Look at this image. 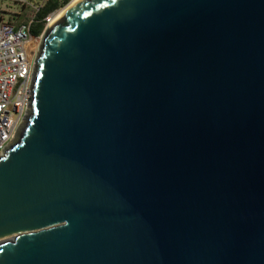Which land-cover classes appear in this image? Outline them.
I'll use <instances>...</instances> for the list:
<instances>
[{
	"label": "water",
	"instance_id": "obj_1",
	"mask_svg": "<svg viewBox=\"0 0 264 264\" xmlns=\"http://www.w3.org/2000/svg\"><path fill=\"white\" fill-rule=\"evenodd\" d=\"M64 9L0 157V264H264V0Z\"/></svg>",
	"mask_w": 264,
	"mask_h": 264
},
{
	"label": "built area",
	"instance_id": "obj_2",
	"mask_svg": "<svg viewBox=\"0 0 264 264\" xmlns=\"http://www.w3.org/2000/svg\"><path fill=\"white\" fill-rule=\"evenodd\" d=\"M6 1L16 10L0 17V157L14 143L30 111L34 64L42 34L72 0L43 18L45 28L38 36L32 34L31 27L50 0Z\"/></svg>",
	"mask_w": 264,
	"mask_h": 264
},
{
	"label": "trees",
	"instance_id": "obj_3",
	"mask_svg": "<svg viewBox=\"0 0 264 264\" xmlns=\"http://www.w3.org/2000/svg\"><path fill=\"white\" fill-rule=\"evenodd\" d=\"M69 1L70 0H64L63 3H60L58 0H50L49 2H47V4H45L40 9V11L37 13L36 17H37L38 22H35L32 24V27H31L32 34L35 36L40 35L45 28V25L42 21L43 18L47 16L49 13L55 11L56 9L65 6L66 4L69 3Z\"/></svg>",
	"mask_w": 264,
	"mask_h": 264
},
{
	"label": "rangeland",
	"instance_id": "obj_4",
	"mask_svg": "<svg viewBox=\"0 0 264 264\" xmlns=\"http://www.w3.org/2000/svg\"><path fill=\"white\" fill-rule=\"evenodd\" d=\"M16 10L14 5L6 0H0V17L8 15V11L13 13Z\"/></svg>",
	"mask_w": 264,
	"mask_h": 264
},
{
	"label": "bare ground",
	"instance_id": "obj_5",
	"mask_svg": "<svg viewBox=\"0 0 264 264\" xmlns=\"http://www.w3.org/2000/svg\"><path fill=\"white\" fill-rule=\"evenodd\" d=\"M80 1H82V0H72L71 3H70V6H71V5H75V4H77L78 2H80ZM64 11H65V9L61 10V11L57 14V16L52 20V23L55 22V21H57V20H59V19L63 16Z\"/></svg>",
	"mask_w": 264,
	"mask_h": 264
}]
</instances>
